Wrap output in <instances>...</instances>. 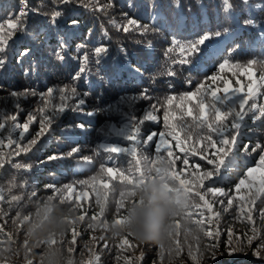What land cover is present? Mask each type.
<instances>
[{"label": "trees", "instance_id": "1", "mask_svg": "<svg viewBox=\"0 0 264 264\" xmlns=\"http://www.w3.org/2000/svg\"><path fill=\"white\" fill-rule=\"evenodd\" d=\"M28 3L39 10V14L30 16V24L32 31L41 35L39 42H35L34 53L23 61L16 56V50L23 47L22 42L7 49L8 60L0 68V121L5 114H17L18 120L24 122L28 114L40 105L39 95L30 94L33 90L40 93L46 92L48 87H63L69 84L79 67H85V72L78 83L81 95L70 96L66 101L72 109L79 107V111L66 108L51 129H45L46 135L40 137L37 145L28 152L10 155L15 151V145L8 146L5 141L0 146V161H3L0 164V210L3 213L0 215V264H9V260L11 264H28L29 261L31 264H46V251L50 248H60L71 257L73 264H87L89 260L94 261L97 254L101 257V264H126L129 259L134 264H264L252 254L258 240H254L251 247L245 246L243 252L231 256L224 254L228 249L229 237L226 233L229 228L234 230L237 238L233 241L234 245L241 240L246 245V237L252 234V227H256L257 237L264 234L260 216L264 211V181L261 179L264 170L258 169L247 178L239 192L234 188L235 183L244 177L246 168L254 166L259 160V149L248 153L241 149L236 153L235 147L229 151L225 146L224 152H218L219 144L216 148L206 149L204 155L215 156L216 164L220 166V177H214L215 187L224 189V194H205V199L213 204L212 213L205 208L186 209L182 227L174 238L167 236L163 241L149 242L133 239V247H126L122 244V237L113 236L109 228L88 227L89 223L100 225L101 221L112 225L115 219L127 215L128 208L136 199L126 197L125 207L117 211L120 191L131 190L132 186L112 179L109 189L103 190L107 192V199L103 200L99 181L95 185L91 182V177L97 175L101 165L123 170L132 167L137 158L141 160V170H145L147 164L152 167L160 164L158 161L155 165L151 164L155 159L154 147L142 146L139 139L125 140L121 135L129 115L142 119L155 106L157 120H147L139 125L141 135L168 133L173 129L180 133L184 152L176 147V140L170 135L166 139L174 157L177 154L184 157L187 153L188 166L176 160V169L184 170L181 173L184 178L192 172L196 163H207L206 159H200L199 149L205 148L208 143L201 138L208 134V130L197 127L185 139L188 127L197 123L194 119L198 117L195 105L197 98L203 99L207 95L206 88H218L217 95L223 96V81H227L229 94H233L234 89H240L238 98L245 96L251 85L249 103L255 99L258 107L264 106V0H230L227 8L223 0H73L68 4L59 0H28ZM21 4L22 0H0V19L18 11ZM56 11L61 15L52 24L50 21ZM125 13L140 17L141 23L157 30L135 32L129 26L130 32L121 31L120 26L126 23ZM69 19L79 21L71 30L66 23ZM65 33L70 48L66 61L60 62L51 50L57 47L58 36ZM196 33H213L216 37L209 42L203 55L197 54L199 58H193L194 66H172L169 57L180 56L178 50L167 52L172 36L185 40L194 38ZM101 44L109 51L95 63L92 51ZM84 53L89 54L88 62L83 60ZM230 55L233 62L221 70L219 64ZM249 60L255 63L248 65ZM171 67L178 70L175 77L166 74V69L171 70ZM138 68L142 75H137ZM188 68L191 70H185ZM212 76H216V80H211ZM201 83L206 87H200L197 92ZM145 89L150 99L139 98ZM12 92L17 96H11ZM185 92H196V97L189 100L183 96ZM166 96L173 98L171 104L165 102ZM81 98L83 105H79ZM212 102L209 95L207 103ZM16 103L20 104L19 109L15 108ZM247 107L246 104L245 110ZM190 108L192 116L187 114ZM165 110L168 112L167 127L164 124ZM206 111L210 118L213 110L206 108ZM250 116L251 113L245 117L238 140L241 144H248L249 149L257 143L264 146V123L254 121ZM228 120H231L230 116ZM8 127L11 129V122H8ZM30 131L35 135L39 124L30 125ZM18 132L19 129L12 135L15 137ZM213 135L214 139H219ZM154 139L158 142V137ZM22 143L26 146V141ZM109 145L127 147L128 152H104L103 148ZM74 147L81 149L80 153L67 157L66 153ZM134 147L136 157L132 155ZM193 152L196 154L192 155ZM54 154L62 158L48 160ZM17 164L25 167L17 168ZM28 165L31 167H26ZM257 172L259 180L254 179ZM81 180L89 183L81 185L78 183ZM66 184L73 185L71 193L64 191ZM81 192L87 195L76 201ZM13 196L18 199L13 201ZM98 196L105 204L103 215L99 214L100 207L96 203ZM241 197L244 199L241 200ZM228 199L233 201L231 207L227 204ZM200 203L203 204L202 201ZM53 205L71 210V215L67 217L69 226L63 235L54 234L48 239L37 240L30 235L29 229ZM249 211L254 217L251 224L247 221ZM217 212L220 214L218 217L213 215ZM81 215H84L83 221L78 219ZM93 215L97 216L96 221L91 220ZM23 216L29 219L23 221ZM209 218L213 223H209ZM185 228L191 231L186 233ZM217 229L220 235L216 237L218 248L213 255L209 248L212 238L204 233ZM74 233H78L75 243L72 242ZM101 236L104 240H100ZM49 239L56 243L49 246ZM105 243L107 248L103 247ZM141 252L142 260L139 258Z\"/></svg>", "mask_w": 264, "mask_h": 264}, {"label": "snow or ice", "instance_id": "2", "mask_svg": "<svg viewBox=\"0 0 264 264\" xmlns=\"http://www.w3.org/2000/svg\"><path fill=\"white\" fill-rule=\"evenodd\" d=\"M62 4H68L73 2V0H59ZM225 8H227L228 3H230V0H223ZM135 6L134 4L132 5ZM39 14V10L36 8H32L29 6L28 0H22L21 7L18 11L10 13L7 17L0 19V68H3L6 61L8 60L7 56V49L12 46L16 45L18 42L23 43V47L16 50V56L20 61H23L26 57L31 56L35 51V42H39V37L41 33L39 32H33L31 29L30 24V16L31 15H37ZM61 13L59 11H56L53 13L51 23H56V17H59ZM126 23L124 25L120 26V30L123 32H130L129 26H131V30L135 32H143L148 33L151 31H156L157 29L155 27H152L150 29L149 25H145L140 22V17H132L125 13ZM66 23L69 25L68 29L71 30V28L75 25H78L79 21L76 19H69L66 21ZM214 37H216V34L213 33H205L203 35L196 33L194 35V38L192 39H185L181 40L178 39L176 36H172L171 39V47L167 49V52L171 53L176 50L179 51L180 56L178 57H169L171 60L172 66H180L183 68L184 65H192L194 66V57L197 59L199 58L197 54L203 55L204 52L207 50L209 46V42H211ZM151 46V45H149ZM70 48V44L66 38V33L64 35L58 36L57 39V47L53 48L51 50V54L60 62H65L66 58L68 57V51ZM79 51V50H78ZM109 51L108 47L101 44L100 46H97L92 51V60L97 63L98 60L105 55ZM232 56L230 55L228 59H224L222 63L219 64V68L223 70L226 66H228L230 63H232ZM79 60V57H77ZM83 60L85 62H88L90 60L89 54L84 53L83 54ZM255 63V61H247L248 65H251ZM264 67V65H262ZM187 71H190L191 69H185ZM85 72V67L81 66L79 67L78 71H76L75 75L72 76L69 84H65L63 87H57L52 88L48 87L46 92H40L37 93L36 91H32L31 95H39L40 97V105L37 109H35L33 112L29 113L27 116V119L24 122H20L17 118V114H5L3 121H0V146H2L5 141L7 142L8 146L15 145V151L13 153H10V155H20L21 152H28L30 151L33 146H36L38 143V140L40 137L45 136L46 132L45 129H51V126L53 122L62 114L65 112V109L70 110H76L79 111V107L72 109V105H69L66 103V101L71 97H75L78 95H81L78 91V83L82 79V73ZM137 75H142L140 68L136 69ZM166 74L169 77H175L178 75V70L176 67H171V70L166 69ZM216 76H212L211 80H216ZM189 84H191V80L188 81ZM224 83V94L223 96H218L217 93L220 91V89H207L206 92L207 95L204 96L203 99L197 98V104L195 107L198 109V117H194V119L197 121L196 124L190 125L185 132V139L189 138L193 134V130L195 128L200 129H207L208 134L205 137H201L202 139L207 140V144L205 148L199 149L201 155L200 159L207 161L205 165H201L200 163H196L192 172L188 174L187 177L182 178L181 173L184 171L183 169L177 170L176 169V160H180L181 163L185 166L189 165V159L187 158V153H185L184 157L179 156L178 154L174 157L173 156V150L168 146L169 142L166 139V136L170 135L172 139L176 140V147L180 149L181 152H184V148L181 143L180 139V133L175 131L174 129L171 130L168 133L165 132H159V133H150L146 137L141 135V128L139 125H142L147 120L155 121L157 120V116L154 114L156 111L155 106H152V111L146 112L144 117L142 119H138L134 115H129L127 119V124L125 125L124 131L121 133L123 138L125 140L129 141H136L137 139L140 140V144L142 146L146 145L148 147H154L155 151V159L151 161L152 165H155V163L158 161L160 164H166V177L168 181L174 185H177L179 188H181L185 193H187L191 200L189 205L186 209H189L190 207H195L197 209L205 208L207 212L212 213L213 212V204L209 203L207 199H205L206 193H219L224 194V189L215 187L216 180L214 177H220V166L216 164V157L215 156H205L204 153L207 148H216V145L219 144L220 147L217 149L218 152H224L225 146H228V150L231 151L233 147H235V152L239 153L241 149L245 153L251 152H257L259 149V152L257 154L259 155V160L255 163L254 166H250L246 168V171L244 173V177L239 179L237 183H235L234 188L237 192L240 191L241 186L245 185L246 179L250 178L254 172H256L258 169L264 170V146L257 143L254 147L249 149L248 144H241L238 140V135L240 134V129L244 125L245 117L248 116L249 113H251V116L249 117L252 120H261L262 123H264V106H257V102L255 99H252V102L249 103V98L252 96V90L251 85H249V92L242 97H238V93L240 89H234L233 94L228 93V82L223 81ZM200 87H206L203 83L200 84V86L197 88V92L199 91ZM67 89V91H66ZM11 96L16 97L17 94L15 92L10 93ZM20 95H24V93H21ZM82 95H87V93H83ZM212 97L213 102L207 103L208 96ZM183 96L189 100H191L193 97H196V92H185ZM143 99H150V94L148 93L147 89L143 90L140 93V97ZM171 96L165 97V102L168 104H171L172 102ZM58 101V102H56ZM233 102V103H230ZM49 104H51V110H49ZM84 100L81 98L79 100V105H83ZM248 105L247 109L245 110V105ZM220 105H223L224 107L221 108ZM15 108L19 109L20 104L16 103ZM206 108L212 109V115L209 118ZM189 116H192L193 110L190 108L188 109ZM231 117V120H228V117ZM8 122H11V129L8 127ZM33 123L39 124V131H35V135L32 134V131H30V125ZM164 124L165 127L168 126V112L165 110L164 112ZM215 124V126H214ZM83 127V125H81ZM183 127V125H182ZM19 129L18 135L13 136L12 133ZM7 133L6 136L3 134ZM227 133V134H225ZM219 137V139H214V135ZM155 137H158V142ZM26 141V146L22 142ZM163 146V148H162ZM81 149L78 147L71 148L67 153V157H73L74 155H78L80 153ZM103 151L106 153H127L128 148L127 147H120L117 145H109L103 148ZM166 154V155H165ZM196 153L193 152L192 155H195ZM132 155L136 157V148H133ZM62 158L59 155H52L48 157V160H56ZM85 160H89L88 157H83ZM147 160L148 157H145ZM3 161H0V164H2ZM141 160L137 158L135 160V164L126 169H119L118 167H107L105 168L104 165L100 166L99 172L97 175H94L91 177V182L95 185V182L99 181V184L101 186V190L109 189V181L112 179H119L122 185H131V190L128 191H120V197L117 204V211L119 209L125 207V198H133L136 197L135 189L139 187L140 185L146 184L150 179H152V176H149L146 174L145 170H141L140 168ZM208 165H211L212 167L209 168ZM17 168L25 167L24 165H15ZM28 168L31 167V165L26 166ZM156 172H159V167H153ZM201 169H203L201 171ZM118 174V175H117ZM138 174V175H137ZM104 177H107V179H104ZM189 177H192V179H189ZM262 181H264V177L261 178ZM207 181L208 183H205ZM81 185L88 184L89 181L81 180L78 182ZM51 187V186H49ZM64 191L71 193L73 191V185L72 184H66L64 185ZM87 193L81 192L80 195L76 197V201H79L82 197L86 196ZM0 198H2V193H0ZM18 197L13 196L12 200H17ZM107 199V192L103 191V200L106 201ZM244 197H241V200H243ZM200 201L203 202V204L200 203ZM97 205L100 207V215H103L105 204L102 202L100 196L97 197L96 200ZM142 200L135 199L131 205L135 204H141L143 205ZM221 203H223L221 201ZM228 206H232L233 201L232 199L227 200ZM79 205L77 204V207ZM185 209V210H186ZM129 210V208H128ZM127 210V213H128ZM241 210H243V205H241ZM2 210H0V215H2ZM201 216L204 215L203 212L200 213ZM214 216H219L220 214L213 213ZM262 223H264V211H261L260 213ZM20 219L19 213H18V220ZM29 219L28 216H23L22 220L27 221ZM80 221L84 220V215H81L78 217ZM128 217L127 215H123L122 218H118L114 220V225H123L127 221ZM185 219V216H178L173 221V230L168 233L169 238H174L175 234H177V230H179L182 227V220ZM92 221L97 220V216L93 215L91 217ZM247 221L251 224L254 221V217L252 215V212L249 211L247 213ZM16 221H14L15 223ZM199 223V222H197ZM209 223H213L212 219L209 218ZM104 227L108 228L107 224L104 221L100 222V225H95L93 223H89V228L94 227ZM191 229L185 228V232L189 233ZM252 234L250 236L246 237V245L244 240H241L239 244L234 245L233 241L237 238L234 235V230L229 228L227 230V235L229 237L228 239V249L224 253L226 255H234L238 252H243L244 247L248 246L251 247L253 245L254 240H258V245L256 247V250L252 252V254L256 257H258L261 261H264V234H262L260 237H257V229L256 227H252L251 229ZM264 232V230H262ZM207 237L212 238V243L209 245V248H211L213 255H215V251L218 248V245L216 244V237L220 235L219 229L216 231H207L204 233ZM76 235L78 233L73 234V240L72 242L75 243ZM115 237H122V244L126 247H133L132 240H137L131 233H124L123 235H118ZM95 240V237H93ZM100 240H104V237L101 236ZM139 241V240H137ZM153 240H148L145 242H149ZM141 242V241H140ZM49 246L51 244L56 243L55 240L49 239L47 242ZM87 247V245H86ZM104 248H107L108 245L105 243L103 245ZM160 247H163V245H160ZM26 248V244H25ZM69 251H72V249H69ZM141 260L143 259V253H140ZM193 259H196L193 257ZM9 264H11V261L9 260ZM28 264H31L29 261ZM87 264H101V257L100 255L95 256V260H89ZM126 264H134L133 261L130 259L126 261ZM199 264V262H198Z\"/></svg>", "mask_w": 264, "mask_h": 264}, {"label": "clouds", "instance_id": "3", "mask_svg": "<svg viewBox=\"0 0 264 264\" xmlns=\"http://www.w3.org/2000/svg\"><path fill=\"white\" fill-rule=\"evenodd\" d=\"M159 172L150 165L145 166L147 175L152 176L146 184L135 189L136 199L144 203L130 205L127 221L123 225H108L113 236L131 233L137 240L163 241L173 230V221L183 213L190 203V196L178 185L170 183L166 177V164H159ZM70 209L50 206L42 217L30 227V235L37 240L48 239L52 235H63L68 228L67 217ZM187 226V225H186ZM46 264H73L60 248L46 251Z\"/></svg>", "mask_w": 264, "mask_h": 264}, {"label": "rangeland", "instance_id": "4", "mask_svg": "<svg viewBox=\"0 0 264 264\" xmlns=\"http://www.w3.org/2000/svg\"><path fill=\"white\" fill-rule=\"evenodd\" d=\"M260 176H259V172L255 173V180H259ZM210 225V224H209Z\"/></svg>", "mask_w": 264, "mask_h": 264}, {"label": "bare ground", "instance_id": "5", "mask_svg": "<svg viewBox=\"0 0 264 264\" xmlns=\"http://www.w3.org/2000/svg\"><path fill=\"white\" fill-rule=\"evenodd\" d=\"M164 10V9H163ZM251 67V66H250ZM235 72V71H234ZM247 72V71H246ZM241 76V75H240Z\"/></svg>", "mask_w": 264, "mask_h": 264}]
</instances>
